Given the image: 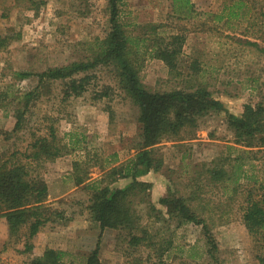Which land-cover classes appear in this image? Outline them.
I'll list each match as a JSON object with an SVG mask.
<instances>
[{
  "label": "rangeland",
  "instance_id": "rangeland-1",
  "mask_svg": "<svg viewBox=\"0 0 264 264\" xmlns=\"http://www.w3.org/2000/svg\"><path fill=\"white\" fill-rule=\"evenodd\" d=\"M37 8L29 10V0H0V33H14L9 46L0 49V89L14 84L13 92L34 87L38 78H16L19 70L42 71L50 66L83 58L88 42L103 37L108 30L107 0H34ZM190 13L173 12L172 0H120V19L133 35L145 31L146 23L158 24L157 33L168 37L185 36L180 55L182 70L190 71L196 60L202 69L200 77L213 96L227 109L240 114L245 103L264 104V0H193ZM238 4L229 16L230 8ZM236 13V14H235ZM6 14V15H5ZM86 92L78 97L62 99L61 81H54L49 92L35 100L28 112L27 124L16 138H3L2 130L14 123L12 110L0 108V152L3 149L26 151L31 133H44L53 122L64 142L70 139L71 152L45 163L39 170L49 194L47 204L59 216L42 226L32 238L33 248L24 252V238L9 239L4 217L0 216V264H30L32 257L47 248L65 252L61 264H84L88 253L100 242L101 264H129L127 242L119 239V230L105 228L92 221L86 208L89 187L74 180L73 163L80 162V174L89 175L87 183L101 178L111 166L125 163L136 152L140 124L138 107L118 87L111 71L101 67ZM143 84L151 91L169 90L181 85L169 73L166 64L147 57L140 71ZM109 96L95 98L96 91L107 89ZM53 119H45V117ZM70 144V142H69ZM162 157L160 171L139 177L151 182L144 199L137 198V211L142 224L162 236L172 238L166 254L170 264H213L207 253L206 238L198 224L152 222L149 205L165 212L158 200L172 192L199 195L194 206L207 219L218 243V264H260L257 245L242 222L246 196L257 194L258 182L264 179V146L247 148L234 141L225 113L210 112L199 119L192 131H183L178 139H164L155 145ZM21 156V154H19ZM227 159L238 164V172L229 179L211 183L206 167L212 159ZM127 180L119 179L122 186ZM62 215V216H61ZM24 231V230H23ZM101 237L99 238V234ZM148 249L140 247L136 257L145 258Z\"/></svg>",
  "mask_w": 264,
  "mask_h": 264
},
{
  "label": "trees",
  "instance_id": "trees-1",
  "mask_svg": "<svg viewBox=\"0 0 264 264\" xmlns=\"http://www.w3.org/2000/svg\"><path fill=\"white\" fill-rule=\"evenodd\" d=\"M29 10L37 8L34 0H29ZM120 0H107L109 28L103 37H95L88 42L87 54L66 64L47 67L42 71L19 70L16 78L23 79L35 75L37 84L23 92H13L14 84L0 89V108L6 114L12 110L14 123L10 130L5 129L3 138H16L26 128L28 112L35 100L49 92L54 81H61L62 99L81 96L95 82V70L105 67L117 80L118 87L138 107L140 124L139 139L136 141V152L125 163L111 166L104 175L87 183L89 175L80 174V162L73 163L74 180L83 182L89 187L87 210L92 221L98 223L101 231L105 228L119 230V239L127 242L126 255L129 264H170L166 258L172 246V238L155 233L142 224L141 215L137 211V198L143 200L149 192L151 182L139 177L150 171H160L164 166L162 157L155 154V145L164 139L182 136L183 131H192L198 126L199 119L210 112L225 113L228 128L232 131L234 141L241 146L252 148L264 146V104L257 102L244 104L240 114L229 111L226 105L213 96L207 84L200 77L202 69L196 60L189 63L188 73L182 70L180 55L185 44V36L174 33L168 37L157 33L158 24L146 23L145 31L133 35L126 30L120 19ZM240 6L246 5L239 0ZM238 5V4H237ZM233 4L229 16L236 6ZM173 12L190 13L194 8L193 0H172ZM236 14V13H235ZM6 15V14H5ZM18 36L14 33H0V49H5L11 40ZM264 52V47L260 48ZM147 57L162 60L172 77L181 85L163 90L151 91L142 82L140 71ZM109 96L108 87L96 91L95 98ZM53 119L45 117V119ZM31 133L26 151L3 149L0 152V216L4 217L8 237L19 240L24 238V252L33 248L32 238L43 225L52 219V215L60 214L47 204L49 187L40 173V168L47 162L55 161L65 153L71 152L70 139L64 142L58 134L53 122L45 126L44 133ZM21 154V156H19ZM222 159H212L206 167L211 183L229 179L238 172V164L231 165ZM119 179L127 181L116 185ZM255 195L253 190L246 196V204L242 207V222L257 245V258L264 264V179L258 182ZM144 194V195H142ZM199 193L193 189L189 193L172 192L160 197L158 202L165 207V212L150 204L152 222H174L181 226L194 223L201 226L206 238L207 253L218 264L217 240L207 219L194 206V199ZM62 216V215H61ZM24 230V231H23ZM101 233L99 234V238ZM140 247L149 250L145 258L136 257L134 252ZM65 252L60 249L47 248L40 255L32 257L30 264H61ZM100 242L88 253L84 264H101Z\"/></svg>",
  "mask_w": 264,
  "mask_h": 264
}]
</instances>
